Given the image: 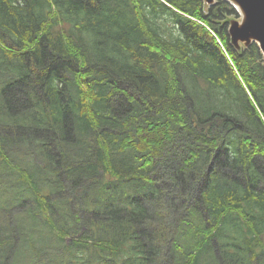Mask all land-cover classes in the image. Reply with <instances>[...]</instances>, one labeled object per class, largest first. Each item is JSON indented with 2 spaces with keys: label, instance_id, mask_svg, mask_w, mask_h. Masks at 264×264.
<instances>
[{
  "label": "trees",
  "instance_id": "1",
  "mask_svg": "<svg viewBox=\"0 0 264 264\" xmlns=\"http://www.w3.org/2000/svg\"><path fill=\"white\" fill-rule=\"evenodd\" d=\"M239 17L0 0V264H264V56L232 45Z\"/></svg>",
  "mask_w": 264,
  "mask_h": 264
},
{
  "label": "water",
  "instance_id": "2",
  "mask_svg": "<svg viewBox=\"0 0 264 264\" xmlns=\"http://www.w3.org/2000/svg\"><path fill=\"white\" fill-rule=\"evenodd\" d=\"M213 6L218 0H202ZM239 13L238 19H233L229 25L231 43L236 47H245L257 43L264 56V0H224Z\"/></svg>",
  "mask_w": 264,
  "mask_h": 264
},
{
  "label": "rangeland",
  "instance_id": "3",
  "mask_svg": "<svg viewBox=\"0 0 264 264\" xmlns=\"http://www.w3.org/2000/svg\"><path fill=\"white\" fill-rule=\"evenodd\" d=\"M237 11V10H236ZM238 12V11H237ZM235 19H238V18H235ZM230 25V24H229ZM228 29H229V27H228ZM233 45V44H232ZM235 46V45H234ZM236 47V46H235ZM71 160H73V158L71 157L70 158V161ZM40 166H44V165H40ZM44 167H46V166H44ZM47 168H52L53 169V166H49V167H47ZM57 172H58V179H59V181H63L64 182V184H65V186H67V185H69V178L71 177V172L70 171H68L62 164H60L59 165V168H57ZM4 196H3V198H5V196H7V194H3ZM32 205V203H27V204H25V206L27 207H29V206H31ZM23 212H25V208L23 209V207H21V208H16L15 210H14V213H13V215L10 217V219L7 221V222H11V221H13L14 223H17V222H19L20 221V219L23 217V215H22V213ZM1 221H2V217H0V223H1Z\"/></svg>",
  "mask_w": 264,
  "mask_h": 264
}]
</instances>
